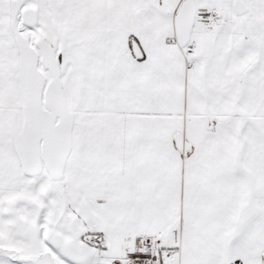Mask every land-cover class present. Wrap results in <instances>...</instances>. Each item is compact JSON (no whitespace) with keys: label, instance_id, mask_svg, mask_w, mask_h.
Masks as SVG:
<instances>
[{"label":"snow or ice","instance_id":"obj_1","mask_svg":"<svg viewBox=\"0 0 264 264\" xmlns=\"http://www.w3.org/2000/svg\"><path fill=\"white\" fill-rule=\"evenodd\" d=\"M0 264H264V0H0Z\"/></svg>","mask_w":264,"mask_h":264}]
</instances>
